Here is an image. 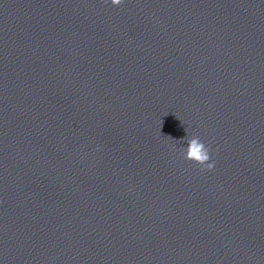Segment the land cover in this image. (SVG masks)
Returning <instances> with one entry per match:
<instances>
[{
  "label": "clouds",
  "instance_id": "obj_1",
  "mask_svg": "<svg viewBox=\"0 0 264 264\" xmlns=\"http://www.w3.org/2000/svg\"><path fill=\"white\" fill-rule=\"evenodd\" d=\"M123 2L124 0H111V4L115 6L121 5ZM168 137L172 139L170 136ZM182 151L184 153V159L201 166V170L206 169L210 171L215 166V162H209V149L198 136H193L192 138L188 139L187 147L182 149Z\"/></svg>",
  "mask_w": 264,
  "mask_h": 264
}]
</instances>
